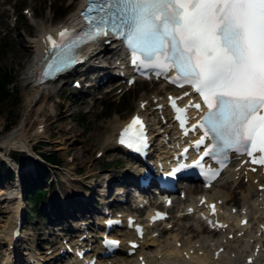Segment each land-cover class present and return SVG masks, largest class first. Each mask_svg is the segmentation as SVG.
I'll return each instance as SVG.
<instances>
[{
	"label": "snow or ice",
	"instance_id": "1",
	"mask_svg": "<svg viewBox=\"0 0 264 264\" xmlns=\"http://www.w3.org/2000/svg\"><path fill=\"white\" fill-rule=\"evenodd\" d=\"M81 15L86 31L63 29L58 41L52 35L46 38L52 55L42 76L78 62L72 55L75 49L111 32L130 51L133 65L174 70L172 83L190 85L200 95L207 112L199 124L204 135L196 146L209 136L212 140L203 156L228 149L250 157L258 152L253 163L264 164V0H88ZM169 99L183 127L186 109ZM119 142L137 151L145 146L139 116L124 127ZM203 156L193 163L200 165Z\"/></svg>",
	"mask_w": 264,
	"mask_h": 264
},
{
	"label": "rangeland",
	"instance_id": "2",
	"mask_svg": "<svg viewBox=\"0 0 264 264\" xmlns=\"http://www.w3.org/2000/svg\"><path fill=\"white\" fill-rule=\"evenodd\" d=\"M1 1L2 6L8 11V16L5 17L0 14V71L4 69L11 70L14 76L13 82H10L12 85L9 86V94L0 104V135H4L21 124V119L25 115V102L32 91L31 88L26 87L24 84L23 76L34 57V50L30 48L28 58L18 59L17 52L19 49L18 44L15 42L16 36H21L24 43L29 46L31 38L37 37L41 28L48 29L69 20V15L73 12L74 6L69 4L70 0ZM31 12L35 13L33 18L30 17ZM8 28H15V30L9 32ZM75 78H79V74L75 75V72H73L71 80ZM160 86L161 84L159 83L140 81L128 89L125 88V84H121L120 87L108 93H106L108 87H103L98 91L95 88H85L83 90L87 89L86 91L89 92L85 94L77 91L70 81L57 82L45 86L42 94L52 91L54 97L43 103L42 97L38 94L32 109L25 115L23 135L29 139V143L32 144L31 149L33 148L36 153L51 152L53 153L52 156L54 155L57 159H60V163H58L59 169H57V172L55 171L57 184L48 188L52 196L54 194L60 196L59 191H63L66 195L68 189L60 180H65L66 183H69L65 175L69 174V176L74 178L71 174H75V177L84 180L82 182L75 181L76 187L80 188L83 193L86 192L87 185L89 186L90 184L89 180H98L102 187L98 190V186H95V197L97 198L100 192L99 194L103 200L107 201L109 199L110 206L119 205L118 200H115L118 199L115 184H121L123 179L121 175L124 172L129 171L133 173V163L132 160L118 152L117 149L110 148L109 145H103L101 140L105 137V134L112 132L118 115L124 114V119L126 120L132 112L137 110L139 99L145 98L151 103V100H149L151 94L156 93ZM111 98L115 99L118 103L115 102L113 107L114 112L107 117L104 116L105 113L101 109V104ZM56 99L60 101L59 107L55 106ZM153 121L151 120L150 122L152 123ZM39 124L43 125V132L36 131V127ZM58 146H61V148H57ZM0 149L2 150V148ZM100 150L103 154L102 156H97V152ZM10 155L13 160L17 161L22 171H33L34 165L32 168L26 166V156L24 153L11 150ZM51 160L53 161V157H51ZM109 178H111L113 183L106 197L107 188L105 185L108 183L107 180ZM1 188L10 190L17 187L13 179H3L0 182ZM234 189L237 195L233 200L229 199L227 204L238 208L240 205L239 192L241 188ZM104 190L105 194L103 193ZM19 191L18 195L21 196L22 190L20 189ZM2 196L0 195V225L5 220H8L9 214L8 207L1 202ZM254 198H256V195H254ZM44 202L39 204L38 211L36 212L32 210L27 201L22 203V229L20 227L19 230L20 232L24 231L26 235L21 245L25 246L27 248L26 252H28L26 255L22 254L24 249L20 252L21 256L24 257L23 264H27L26 257L28 256L30 260L29 264L53 263L50 259H47L48 254L46 250L48 249V242L44 240L45 237L51 239L49 245L59 246L62 244L64 235L62 233L56 235L57 232H60V228H56L54 231H48V229L44 228L49 222L48 215L44 211ZM185 202L186 200H180L175 203L176 206L171 210L172 221L170 224H173V227L170 230L162 232L160 234L161 237L157 236L156 238L162 240L168 237L169 231L174 233L179 232V235H181L180 229H178L180 226L196 222L192 217L178 218L177 215L183 210ZM118 207L119 209H126L124 208L125 205H119ZM95 214H99L97 210ZM27 216L30 219L29 221L26 219ZM250 220L254 226L256 221L264 220V212L255 215L252 212ZM161 228L162 226L158 227L157 230H161ZM202 229L206 231L205 228ZM78 232L79 230H75L72 236H75ZM215 236L217 235L215 234ZM56 237L58 239H55ZM243 243L241 240L236 243L241 251V258L236 264H242L244 255L248 254V251L244 250ZM6 248V244L0 246V264ZM259 264H264V261Z\"/></svg>",
	"mask_w": 264,
	"mask_h": 264
},
{
	"label": "bare ground",
	"instance_id": "3",
	"mask_svg": "<svg viewBox=\"0 0 264 264\" xmlns=\"http://www.w3.org/2000/svg\"><path fill=\"white\" fill-rule=\"evenodd\" d=\"M69 4L71 6H74L73 12L69 15L68 19H73V17L77 13V9L81 5V0H70ZM0 14L4 15L5 17L8 16V11L6 8L2 6V1L0 0ZM32 15H35L34 12H32ZM16 25V24H15ZM14 25V26H15ZM16 28V27H15ZM15 28H8L9 32L12 30H15ZM44 28L40 29V32H43ZM15 42L18 44V59H25L28 58L30 55V50L33 49L34 53L37 49V46L39 45V37H33L30 40V45H26L24 43V40L21 36L17 35L15 38ZM31 48V49H30ZM106 51L107 54H103V52ZM111 54L112 56H121V52L119 49L112 50L111 46H105L102 44H99L95 47V49L90 54V60H88V66L93 65V62L95 59H97L99 56L104 59V62L101 64L105 67L112 68L110 62L112 60V56H109ZM90 61V62H89ZM86 62V63H87ZM112 63V62H111ZM84 65H82L83 67ZM107 68H100L98 73H106ZM24 84L26 87H29L32 89L31 94L26 99L25 102V112H29L32 109V106L35 104V101L37 99L38 94H40V97L43 99V103H46L48 99H51L54 97V93L52 91H47L46 93L42 94V91L45 89V86L47 84L52 83H43L40 84L37 82L35 78V62L34 57L31 61V64L27 68V70L24 72L23 76ZM153 83V82H151ZM167 88L165 84H163L161 87L158 88L157 93H164V91ZM154 97H158L157 94H153L151 96L152 100ZM145 100L139 99L137 106V112H144V115L148 117V120H152L154 117V110L153 108H145L141 110L140 104L141 102ZM55 106L59 107V100H55ZM59 114V112H57ZM28 114V113H27ZM124 114L118 115L116 118V122L113 126L112 132H108L105 134V137L101 140V143L103 145H109L110 148L117 149V145L115 144V138L118 129L126 122L124 119ZM161 122V121H159ZM158 122V123H159ZM42 123V122H39ZM156 124V122H153ZM162 124V123H161ZM165 128L166 130L172 129V124L169 125H161L159 126L157 131L153 130L152 133L154 137H160L161 131L160 128ZM32 144L29 143V139L23 135V123L12 129L10 132L0 135V164L4 163L9 169H11V166L14 164L19 168V165L17 162H14L13 158L10 155L11 150H18L20 152H24L25 154V162L26 166L29 168H32L34 165V169L31 173L34 174L35 172V157L31 150ZM57 148H61V146H58ZM121 153V151H119ZM12 170V169H11ZM29 170V169H28ZM55 171L58 170L55 168H51L50 170V176L51 181L48 183H45V188L47 190L46 196H45V202H44V211L48 215L49 222L46 224L44 228L48 229V231H51L55 227L61 228V230L66 231V235L69 234L70 231H75L81 223L86 224L87 227H94L95 224H91V214H95L96 210L98 211V206H94L93 201L96 199L95 197V186H98V190L101 189V185L98 180H89V190H87L85 193H83L80 188H77L75 185V181H84L80 180L77 177H71L69 174H66L65 177H67L69 180V183H66L65 180H60L62 184L66 185V188L68 189V192L66 195L63 193V191H59L60 196H57L54 194L52 196V193L48 188H50L53 185L57 184L56 181V175ZM244 168H241L240 170H235L234 167L231 169H228L221 178L215 182V184L212 186L211 189L205 190L200 188L199 186L195 187V190L193 192H188L187 196L190 198L189 201H193L195 204L200 200V196L204 194L208 197L209 200H221L222 204L220 206L221 210L224 211H231L233 207H236L234 205H228L227 202L229 199H234L237 195L236 190L234 188H241L240 189V205L238 206L237 210H234L233 212H245L247 213L246 216H248V213L253 211V214L255 215L258 212H263L264 210V204L263 202H258V199L254 198V195L257 194V183H254V179H261V175L259 173L252 174L247 171V174L244 175ZM13 172V171H12ZM70 173V172H69ZM74 175V174H71ZM105 175V174H104ZM14 176V172H13ZM122 181L121 186L127 185L128 181L133 179V173L131 172H124L122 175ZM108 177V176H107ZM104 178V177H103ZM247 179L246 182H244V179ZM11 177L8 180H12ZM108 185L111 186L113 183L111 181V178L108 180ZM109 186V187H110ZM108 187V189H109ZM234 187V188H233ZM63 189V188H62ZM124 190V197L127 199V192L128 188L123 187ZM18 188L16 189H0V195L2 196L1 202L5 204L6 207H8V220H5L0 225V246L2 244H6V252L4 253V256L1 260V264H18L22 261H24V257L21 256L22 254L26 255L28 252H26V247L21 245L22 242H24V238H26L25 233L23 231V235L15 242V244L12 246V249L10 250L11 246V234L16 227V221L18 219L19 214H21V206L18 202ZM97 193V191H96ZM100 193V192H99ZM106 193L105 190L103 192ZM194 193V194H193ZM264 200V197H262L261 201ZM260 206V207H259ZM174 205L171 207L173 208ZM185 210V209H184ZM139 214L143 213V210H136ZM222 211V212H224ZM183 218H187V216H183ZM235 219V221H234ZM225 221L232 220L234 224H230V226L234 227V232L237 233V231H241V229L236 228L238 226V222L240 220L239 215L236 216L232 215L231 213H228V218H224ZM74 225V226H73ZM164 225H167V222L164 223ZM77 226V227H75ZM178 229H180L181 235H179V232H171L169 231V236L165 237L164 239L160 238H154L150 236H145L142 245L137 249V252L132 256H125L124 250L126 249V240L122 238V245L119 247V255L115 256L114 259H110V261H99L98 264H136L137 255H143L146 264H171L170 261L173 262V264H236L240 258H241V251L239 250V246H237L236 243L238 241H243L244 250H249V242L256 237L257 230L253 231V224L251 223V220L249 219L247 221V224L245 226V231L241 237H238L237 235H234L233 239H229L227 236L229 233L232 232V228L229 227L228 230L221 234L219 233V236H215L214 232L211 231H203L201 224L198 222L192 223L190 225L184 224L183 226H180ZM124 230V229H123ZM126 232H128L126 230ZM163 230L159 232V234H162ZM153 231H150L149 235H151ZM117 236L121 235L120 229H118V232L116 233ZM92 237H99V235L92 234ZM159 237H161L159 235ZM57 238V237H56ZM55 238V239H56ZM54 239V240H55ZM261 240L259 242L260 245H262ZM179 243V246L177 243ZM256 244V242H255ZM220 246H223L224 249L220 253V257L217 260L213 259V252L217 250ZM59 248H64L63 245H61ZM9 249V250H8ZM24 249V252L22 250ZM250 253V252H249ZM57 253H50L49 258L53 259L54 257H58L56 255ZM247 254L246 256H248ZM245 256V257H246ZM245 257L243 259V262L245 260ZM264 254H261L259 258L257 259L258 262L262 263L264 261ZM29 258L26 257V260ZM29 263V262H27ZM47 264V263H46ZM244 264V263H242Z\"/></svg>",
	"mask_w": 264,
	"mask_h": 264
},
{
	"label": "trees",
	"instance_id": "4",
	"mask_svg": "<svg viewBox=\"0 0 264 264\" xmlns=\"http://www.w3.org/2000/svg\"><path fill=\"white\" fill-rule=\"evenodd\" d=\"M14 76L11 70L4 69L0 71V104L8 96L9 90L7 85L13 82ZM115 102H106L102 105L105 116H110L114 112ZM53 153H43L42 155L50 162L55 164L60 163V159L52 156ZM53 157V161L51 160ZM17 159V158H16ZM4 175V176H2ZM13 177V172L4 163L0 167V182L5 179L8 180ZM48 177V171L41 163L35 164V173L19 171V180L23 189L24 199L28 201L33 211H38L39 203H41L46 196L47 190L45 188L44 180ZM29 218V217H28Z\"/></svg>",
	"mask_w": 264,
	"mask_h": 264
},
{
	"label": "water",
	"instance_id": "5",
	"mask_svg": "<svg viewBox=\"0 0 264 264\" xmlns=\"http://www.w3.org/2000/svg\"><path fill=\"white\" fill-rule=\"evenodd\" d=\"M27 113V111L25 112V114ZM24 119H25V115L22 117V119H21V124L23 123V121H24Z\"/></svg>",
	"mask_w": 264,
	"mask_h": 264
}]
</instances>
